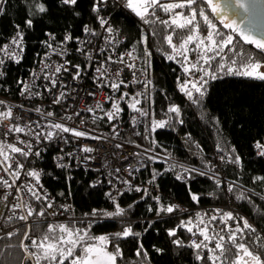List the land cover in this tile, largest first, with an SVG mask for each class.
I'll use <instances>...</instances> for the list:
<instances>
[{"label": "trees", "instance_id": "trees-1", "mask_svg": "<svg viewBox=\"0 0 264 264\" xmlns=\"http://www.w3.org/2000/svg\"><path fill=\"white\" fill-rule=\"evenodd\" d=\"M32 2L33 0H0V7L4 9L3 14H0V46L16 32V25L24 28V54L19 63H11L4 70V77L0 80L2 94L16 95L17 80L24 78L29 69L35 66L46 47L43 43L48 40L46 33H52L58 39L70 33L74 38L83 33L85 24H89L94 30L98 27L90 10L91 0H79L76 8L79 16L66 11L59 0H39L48 11L37 13L33 17V26L26 28L24 22L28 13L33 11ZM118 3H121V0H110L104 11L110 14L114 28L125 37L126 45L135 48L148 62L149 78L144 109L152 120L151 125L128 127L118 138L144 144L168 155L173 161L190 165L206 175L193 172L187 181L182 182L176 180L173 172L169 170L174 165L154 163L139 172L136 179L152 182L153 187L160 193L159 205L153 199L155 194L151 191H147L148 195L143 191L123 192L115 197V202L125 210L124 215L111 218L101 215L97 218L85 214H90L93 209L103 212L115 211V205L106 195L109 193L107 177L110 172L84 171L80 168L59 169L52 161L54 149L50 147L37 162L45 170L44 186L62 201L72 204L77 216L87 219L70 223L87 228L92 236L114 234L122 231L124 227H131L134 232L141 234L139 237H128L113 242L119 243L122 252L118 264H207L206 261L195 259L194 249L173 245L167 230L176 228L177 238L188 245L192 240L202 238L178 227L182 221H195L199 218L208 221L210 216L217 215L218 220L212 222V225L219 230L223 227L219 223V216L224 212H231L236 217L235 220L225 221L227 225L234 227L239 217L249 221L257 231L255 234L249 233L247 239L254 251L264 253V247L257 246L259 242L253 244L256 236H260L264 241V181H255L256 177H264V157L258 156L253 147L257 141L264 142V81L220 71L218 79L205 77L206 91L198 98V103H193L188 98L189 105L186 104L174 89L178 68L182 65L181 58H167L172 49L163 39L165 35L172 34L174 42L178 44L175 33H170L158 23L144 24L130 10L119 7ZM199 6L205 8L206 14L210 15L217 29L233 36V52L238 48L239 56H233V52H229V56L241 61L246 56L264 59V53L254 45L245 43L237 31L225 28L222 20L213 16L206 4ZM158 15L168 18L162 11ZM140 23L144 24L150 33V55L145 54L146 46L141 42ZM188 56L192 58L194 54L189 52ZM193 96L196 98L198 94L194 91ZM174 103L180 106L179 115L168 112V107ZM154 121L167 123L165 127L152 131ZM235 155L241 157L239 165L230 162ZM212 176L221 181L219 188L215 180L209 178ZM232 182H235V189L229 193L227 189ZM241 193L245 199L237 200L236 196ZM192 194L199 197L198 202L192 200ZM172 200L197 209L186 215L161 218H156L158 216L155 211H148L150 206L154 209L168 206ZM230 204L234 205L238 212L224 210ZM40 206V203L37 204V208ZM6 226L10 227L11 224L6 223ZM41 228L46 229V223L42 224ZM16 229L21 232L24 230L23 225ZM19 239V234L10 239H0V251L4 253L0 256V261L11 260L12 264H20L23 261V264H30L28 260H24V254L18 247H6L8 244L18 245ZM138 241L143 243L148 252L147 259L141 260L136 256ZM109 248L115 250L112 244ZM155 248L163 251L157 253Z\"/></svg>", "mask_w": 264, "mask_h": 264}, {"label": "snow or ice", "instance_id": "snow-or-ice-1", "mask_svg": "<svg viewBox=\"0 0 264 264\" xmlns=\"http://www.w3.org/2000/svg\"><path fill=\"white\" fill-rule=\"evenodd\" d=\"M60 4L65 8L66 11H71L75 15L79 16L80 13L76 11L79 0H59ZM110 0H91V13L93 14L99 28L104 32L111 34L113 32L110 26L109 20L102 12L109 4ZM123 8L130 10L136 17H138L144 24H155L162 25L165 29H168L170 33H175V37L179 40V43L174 42L172 34H167L163 37L164 41L172 49V53L168 54L169 60L181 58L182 64L190 65L185 66L183 71L185 74L193 75L194 73H203L196 78L195 82L191 80H184L180 84V90L192 100L193 103H198V98L202 97L206 91L204 85L207 83L205 77L210 79H218V73L224 71L226 74L243 76L250 79L264 81V59H254L252 56H246L243 61L234 59L233 56H239V49L233 52V46L235 41L233 36L224 33L222 30L217 29L213 20L209 14H206L205 8L200 7L201 4H206L211 9V14L216 18H219L217 9L219 5L214 3V0H121ZM231 6L233 7L234 14H239L236 10H243L245 14L252 20L255 13L256 3L255 0H231ZM33 11L28 13V18L25 20V27L31 28L33 26V17L37 14H43L48 11L45 5L39 0H33L32 2ZM180 10V11H176ZM163 12L168 18H161L158 13ZM4 9L0 7V14H3ZM223 23V21H222ZM225 28L232 29L233 32L236 29L231 23H224ZM15 35L12 37L9 44L0 46V53H3L5 57L9 59H15L19 63V54L23 52V40H24V28L20 25H16ZM264 31V29H261ZM83 32L89 36H100L101 32L95 31L89 24L83 26ZM49 37L48 40L43 41L44 45L52 50V54L59 55L61 57L66 55V50L60 48L58 50L56 44V37L52 33H46ZM241 38L247 44L254 45L257 50L264 53V37L255 38L249 34L242 33ZM73 40V36L69 33L64 36L63 41L60 44L67 45L69 41ZM142 43H147V37L141 38ZM85 41H81L84 44ZM91 43V41H87ZM110 43V41H109ZM189 45L193 47L189 48ZM78 52L81 55H85L86 52L83 48H78ZM100 51L103 53L105 49L101 48ZM134 51V49H133ZM133 51H129L124 55L119 56L117 59H113L111 56L107 57L105 63L120 64L124 65L129 69H135V65L126 63L125 56L131 59H135ZM194 54V59H190L188 53ZM233 52V56H229L228 53ZM145 54L150 55L145 48ZM51 54L46 53V56L50 58ZM89 59L91 57L89 56ZM227 59V62L225 60ZM5 60L0 58V65H3ZM235 65L236 67H233ZM52 65L45 63V69H51ZM97 67V73H99L98 79L108 81L107 87L119 91L121 86L127 87L123 80H119L120 73L123 71L122 68H117L114 73L113 79L108 74L107 69L101 71V68ZM74 69V71H73ZM211 69L212 71H209ZM61 72H70L72 79L76 80L81 76V66L79 64L72 65L70 61L65 60L63 64H59L55 67L54 72H50L45 76V79L51 84L52 88L57 87V80L54 78L55 74ZM2 75V73H0ZM135 77V72H133ZM134 83H139L138 79H134ZM23 84L24 92L30 93L28 84L23 81H19ZM189 84L191 89L198 94L196 98L193 96V91L189 90ZM51 90V89H49ZM64 93H60L59 96L53 98V104H60V97ZM94 95V93H89ZM127 93H123L119 99L123 100L127 96ZM143 95V93H137L136 97ZM134 102L129 104V107L140 115H146L143 109L137 108L136 105L140 103L138 98H133ZM111 100V97L106 98ZM0 104H4V101H0ZM97 108L104 111L102 106L97 103ZM112 111L105 112V116L109 121L116 118V114L121 111L117 102L112 103ZM37 112L41 110L36 109ZM88 111H93L89 108ZM169 113H175L179 115L180 109L176 106H170L168 108ZM79 116V113H75ZM47 117L54 116L53 112H47ZM19 120L20 117H13V112L10 108L4 111H0V122L9 119ZM71 116L66 119H71ZM135 120V118H133ZM83 122V121H82ZM182 123V121H180ZM167 121H154L152 131L156 128H163L166 126ZM36 127L41 128V131H34L29 124L21 126L19 123H13L8 126L7 131L4 133L5 137L13 133H23L30 137L29 140L15 138L13 142H2L0 141V189L5 191L0 194V207L7 208L8 212L6 222L12 223L14 221L23 222L24 230L21 232L20 229L14 231H8L0 236V239L11 238L19 234L20 239L18 245L8 244L6 247H18L24 254V260H30L33 264H118L119 258L122 256L121 248L119 243H113L121 239L128 237H139L141 234L134 232L131 227H124L122 231L114 234H106L100 236H92L87 228L77 227L72 223L62 222H47V217H56L63 213L56 209L53 199H51L47 193L42 192L40 189V173L35 169H28L25 163L20 159H29L30 156L40 157V150L34 151V145L37 142L51 141L54 137H59L61 133L70 134L76 138H91L100 139V137H88V133L79 131L74 128H70L61 122H49L46 125L37 124ZM47 128L45 131L43 129ZM55 130V132L52 131ZM67 142V141H65ZM120 147L119 144L116 145ZM256 154L264 157V142L257 141L254 146ZM82 153H92L94 149L87 145L80 147ZM235 150L233 149V152ZM72 156V153H68ZM85 159H91V157H84ZM57 161V167H65L60 161L63 157L54 158ZM152 159V158H150ZM223 159V157H221ZM232 164L239 165L241 157L235 155L231 161ZM117 172L120 169L116 170ZM131 174V173H130ZM206 175V173H201ZM22 177L31 178L35 183L24 182L17 183ZM10 178V179H9ZM178 180L182 179L181 175H177ZM214 179L217 187L221 185V181L216 179L215 176L209 177ZM255 181H264V177H256ZM254 181V182H255ZM127 183V181H124ZM151 183V181H150ZM15 190V203H4L8 201L9 196L13 195L12 191ZM235 189V182L229 184L227 191L232 193ZM137 192L143 191L145 195H148L146 189L137 187ZM61 195H63L61 193ZM109 199L113 200L115 205V211L103 212L102 210L93 209L90 214L92 217H121L124 215V209L115 202L114 197L111 193L106 194ZM193 201L198 202L199 197L196 194L191 196ZM157 204L160 203L159 197H153ZM237 200L245 199L243 193L236 196ZM32 201L39 202L40 208L34 207ZM64 212L68 211L66 206L61 205ZM131 207V205H129ZM178 206H160L158 209L149 207L148 211H155L157 216L162 213L172 214ZM0 215H3L0 212ZM236 217L231 212L221 213L219 216V223L223 225L217 230L212 225V222L218 220L217 215L209 217L208 221L203 218L196 219L195 221L189 219L182 221L178 227L184 228L188 233L193 236H198L202 239L192 240L188 245L177 238V229L172 228L167 230V235L171 239V243L177 247H190L195 250V259L197 261H206L207 264H264V253H258L253 250L252 244L249 243L247 237L249 233L255 234L256 229L249 223L244 217H239L238 222L233 227L232 225L225 224L227 220H235ZM46 223V229L41 228L42 224ZM201 225H203L201 227ZM151 226V225H149ZM195 228V231H194ZM29 241L30 243H25ZM257 244L258 247H264V241L261 240L260 236L255 237L253 244ZM112 244L114 251L109 248ZM157 253H161L163 249L155 248ZM136 256L140 257L141 260L147 259L148 252L146 251L143 243L138 241V247L136 249ZM4 253L0 251V256ZM0 264H12L11 260L0 261ZM23 264V261L20 262Z\"/></svg>", "mask_w": 264, "mask_h": 264}, {"label": "built area", "instance_id": "built-area-1", "mask_svg": "<svg viewBox=\"0 0 264 264\" xmlns=\"http://www.w3.org/2000/svg\"><path fill=\"white\" fill-rule=\"evenodd\" d=\"M118 6L123 7L122 3H118ZM102 15H105L110 22V26L113 29L111 34L104 32L98 25L95 31L101 32L102 35L100 36H89L83 32L81 35L74 37L72 41H69L67 45L60 44V41H63L66 34L61 39L56 38L57 48L58 50L64 48L66 50L65 56L61 57L52 54V50L45 47L35 66L29 69L24 78L17 80L18 90L16 95L12 96L11 94H2L0 92V101H4V104H0V111L10 108L13 112V117H20L19 120L13 118L0 122V141L15 143L17 136L24 140L30 139V137L23 133H13L5 137L4 133L7 131L8 126L13 123H19L21 126L30 123L34 131H41V128L36 127L37 124L46 125L53 121L64 123L70 128L88 133V137H100V139L76 138L70 134L61 133L59 137H54L51 141L35 143L34 151L40 150L42 156L52 147L54 149L52 161L55 167H57V161L54 159L56 157H63V160L60 162L66 165L65 167H57L59 169L80 168L84 171L110 172L107 177V184L109 186V193L112 194L114 199L123 192H136L135 189L137 187L151 191L155 194L154 197H159L160 193L157 188L153 187L152 182L136 179L139 172L147 167H151L154 163L174 165L169 170L173 172L176 180H178L176 178L177 175H181L183 178L178 181L182 182L187 181L193 172L198 174L203 172L190 165L175 162L168 155L157 152L144 144L120 140L118 138V135L123 134L128 127L152 124V120L147 114L142 116L129 107V104L134 102L133 98H138L140 103L136 107L143 109L146 113L144 99L149 78V67L147 60H144L135 48L126 45L125 37L114 28L110 14L104 11ZM140 25L142 27V37H147V43L144 44L148 48L149 53H151L150 33L144 24L140 23ZM14 35L15 33L8 38L4 45L9 44ZM89 40L91 43H87ZM81 41H85V43L81 44ZM78 48H83L86 54L81 55L77 51ZM101 48L105 49L103 53L100 51ZM129 51H133L135 59L125 56V60L126 63L134 64L135 69H129L120 64L105 63L107 57L111 56L113 59H117ZM46 53L51 54L50 58L46 56ZM23 54L24 43L23 52L18 57L19 61L22 59ZM89 56L91 59H89ZM0 58L5 60V63L0 65L1 80L4 77V70L7 66L11 63L16 64L17 62L15 59L5 57L3 53L0 54ZM190 59H194V57ZM65 60L70 61L72 65L79 64L82 69L81 76L73 80L70 72L55 74L54 78L57 80V87L52 88L51 84L45 79V76L50 72H54L55 67L63 64ZM45 63L51 64V69H45ZM102 64L101 71L107 69L108 74L113 79H116L114 77L115 70L122 68L123 71L120 73L118 79L123 80L128 86L124 87L122 85L119 91L107 87L108 81L98 79L99 73H97V67H100ZM185 66L190 67V65L182 64L178 68V76L174 83V89L183 97L184 102L189 105L188 97L180 90V84L184 80L195 82L201 73H194L193 75L185 74L183 71ZM133 72H135V77L133 76ZM134 79H138L139 83H134ZM19 81H23L29 85L30 93L26 91L23 95L21 94L24 86ZM189 90H192L191 84H189ZM192 91L194 92V90ZM61 92L64 95L60 97V104H53V98L59 96ZM138 92L143 93V95L136 97ZM89 93H94V95H89ZM123 93H127L128 95L125 99L120 100L119 97ZM108 97H111V100L106 101ZM113 102L119 104L121 111L116 114L114 120L109 121L104 113L113 110ZM97 103L102 106L104 111L96 107ZM170 106L180 108L178 103L171 104ZM37 108L41 111L37 112ZM89 108H92L93 111H88ZM47 112H53L54 116L47 117ZM75 113H79V116L75 115ZM68 116L72 118L66 119ZM43 130L47 131L48 129L45 128ZM52 131L55 132L54 129ZM117 144L120 145L119 148L116 147ZM85 145L92 147L94 151L87 154L80 152V147ZM68 153H72V156H69ZM86 156L91 157V159H85L84 157ZM40 157L30 156L27 160H24L22 157L20 159L25 163L26 168L39 171L40 185L42 186L40 190L47 193L53 199L56 209H59L63 213L56 217H47V222L70 223L87 220L75 214L72 204L62 201L44 186L45 170L40 163H37ZM117 169H120V171L117 172ZM124 181H127V183ZM24 182L35 183V181L28 177H22L20 181H17V183ZM4 191V189H0V194ZM8 191H12L13 195L9 196L8 201L4 203H15V190ZM109 200L113 202L112 199ZM32 203L37 208L39 202L32 201ZM61 205L66 206L68 211L64 212L63 208L60 207ZM169 205H176L178 207L172 214L164 213V215H159L156 218L186 215L197 209V207L189 206L176 200L169 202ZM0 212L3 213V215H0V236L23 225L21 221H14L10 223V227H7L6 217L11 213L8 212L7 208L3 207H0Z\"/></svg>", "mask_w": 264, "mask_h": 264}, {"label": "water", "instance_id": "water-1", "mask_svg": "<svg viewBox=\"0 0 264 264\" xmlns=\"http://www.w3.org/2000/svg\"><path fill=\"white\" fill-rule=\"evenodd\" d=\"M214 3L221 6L219 9L228 11L225 16L226 21L234 22V27L240 37L242 33L249 34L255 38L264 37V31L261 30L264 29V0H255L256 8L252 20L249 19V16L242 9L236 10L239 14H234L231 0H214ZM28 261L33 264L32 261Z\"/></svg>", "mask_w": 264, "mask_h": 264}, {"label": "rangeland", "instance_id": "rangeland-1", "mask_svg": "<svg viewBox=\"0 0 264 264\" xmlns=\"http://www.w3.org/2000/svg\"><path fill=\"white\" fill-rule=\"evenodd\" d=\"M221 6L219 5V8H220ZM217 9V14L219 15V18L223 21V24L224 23H229L228 21H226V19H225V15H224V13H223V11H221L220 9ZM232 25H233V23H231ZM233 27H234V25H233ZM235 28V27H234ZM262 70V69H261ZM263 191H264V188H263ZM224 210H228V211H234V212H238L237 210H236V208L234 207V205H232V204H230L228 207H226Z\"/></svg>", "mask_w": 264, "mask_h": 264}, {"label": "flooded vegetation", "instance_id": "flooded-vegetation-1", "mask_svg": "<svg viewBox=\"0 0 264 264\" xmlns=\"http://www.w3.org/2000/svg\"><path fill=\"white\" fill-rule=\"evenodd\" d=\"M220 10H221V9H220ZM221 11L224 12V15H225V16L228 14V11H227V10L222 9ZM225 19H226V18H225ZM229 23H233V25H234V22H229Z\"/></svg>", "mask_w": 264, "mask_h": 264}]
</instances>
